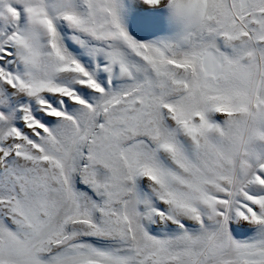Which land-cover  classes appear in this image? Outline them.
Listing matches in <instances>:
<instances>
[{
  "label": "snow or ice",
  "instance_id": "1",
  "mask_svg": "<svg viewBox=\"0 0 264 264\" xmlns=\"http://www.w3.org/2000/svg\"><path fill=\"white\" fill-rule=\"evenodd\" d=\"M0 264H264V0H0Z\"/></svg>",
  "mask_w": 264,
  "mask_h": 264
}]
</instances>
